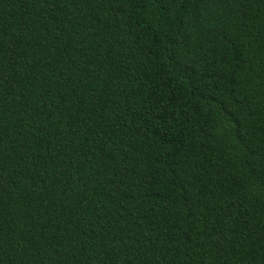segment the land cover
I'll return each mask as SVG.
<instances>
[{
  "label": "trees",
  "instance_id": "1",
  "mask_svg": "<svg viewBox=\"0 0 264 264\" xmlns=\"http://www.w3.org/2000/svg\"><path fill=\"white\" fill-rule=\"evenodd\" d=\"M0 264H264V0H0Z\"/></svg>",
  "mask_w": 264,
  "mask_h": 264
}]
</instances>
